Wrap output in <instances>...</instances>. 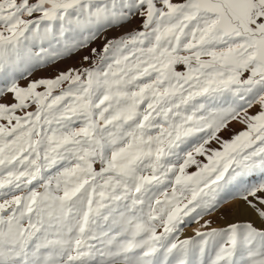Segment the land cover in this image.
<instances>
[{
    "label": "snow or ice",
    "instance_id": "snow-or-ice-1",
    "mask_svg": "<svg viewBox=\"0 0 264 264\" xmlns=\"http://www.w3.org/2000/svg\"><path fill=\"white\" fill-rule=\"evenodd\" d=\"M0 264H264V0H0Z\"/></svg>",
    "mask_w": 264,
    "mask_h": 264
},
{
    "label": "rangeland",
    "instance_id": "rangeland-1",
    "mask_svg": "<svg viewBox=\"0 0 264 264\" xmlns=\"http://www.w3.org/2000/svg\"><path fill=\"white\" fill-rule=\"evenodd\" d=\"M79 63V58H75L69 61L70 65H77ZM251 217L239 216L234 214V206L232 204L225 205L220 211L213 213L211 216H206L205 219H211L213 221L214 227L223 226L227 221L233 219H247ZM198 227L196 224H192L188 226L184 230V234L186 236H190L193 234L194 229Z\"/></svg>",
    "mask_w": 264,
    "mask_h": 264
}]
</instances>
